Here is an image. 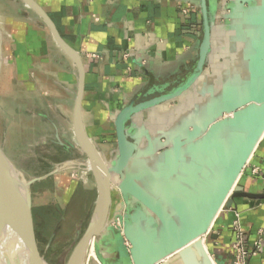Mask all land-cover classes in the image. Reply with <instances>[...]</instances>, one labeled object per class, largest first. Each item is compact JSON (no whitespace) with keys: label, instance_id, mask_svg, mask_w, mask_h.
Masks as SVG:
<instances>
[{"label":"water","instance_id":"1","mask_svg":"<svg viewBox=\"0 0 264 264\" xmlns=\"http://www.w3.org/2000/svg\"><path fill=\"white\" fill-rule=\"evenodd\" d=\"M22 1L36 12L78 73L73 127L79 151L92 172L96 199L84 232L80 237L76 232L77 241L65 264H83L89 244L110 226L114 190L137 205L131 214H122L117 231L131 264H167L172 258L180 264H213L205 241L220 211L230 209L237 198L264 200V193H247L238 185L264 135V0H232L217 29L207 0H199L202 40L196 73L172 92L129 104L115 115V156L109 162L82 123L84 70L79 55L34 0ZM1 64L0 46V68ZM183 95L169 115L157 116V126L136 121L140 113ZM63 165L53 173L61 172ZM13 171L0 148V218L19 231L26 264H48L38 249L30 196V186L41 178L21 184L25 207L23 212L13 211L4 202ZM2 240L0 228V247Z\"/></svg>","mask_w":264,"mask_h":264},{"label":"crops","instance_id":"2","mask_svg":"<svg viewBox=\"0 0 264 264\" xmlns=\"http://www.w3.org/2000/svg\"><path fill=\"white\" fill-rule=\"evenodd\" d=\"M34 1L81 59L84 70L82 123L103 160L109 162L115 156V115L129 104L136 105L172 92L196 73L198 47L202 40L199 0ZM231 1L207 0L215 29L221 26L223 21L220 16L229 12ZM15 24L17 27H10L8 34L20 37L14 45L21 51L19 58L27 62L38 53L42 58L41 76L45 75L46 81L59 90V108L55 107L59 110V118L55 117L56 124L52 126H58L55 129L59 132L60 153H67V158L61 162H74L72 160L78 158V152L80 154L73 127L78 90L75 65L52 39L43 44L42 50L40 47L37 50V43L30 47L32 34L23 31V25L18 27ZM216 32L213 31L214 37L218 34ZM213 47H217L215 42ZM52 50L55 53L53 56ZM12 53V50L4 53L10 63L13 62ZM205 69L208 72L209 65ZM11 79L17 80L14 77ZM184 98L183 95L146 110L140 113L136 121L146 126H157V116L169 115ZM47 109L52 111L50 115L55 116L53 107L48 104ZM263 160L264 135L238 180V185L245 192L264 193V173L258 176L252 174V169L263 166ZM89 176L92 177L91 174ZM64 177L59 175L60 180ZM61 181L60 186L63 184ZM66 183L62 188L68 189ZM85 184L90 185V181ZM136 207L131 199L113 191L108 217L110 226L92 241L96 258L101 264H131L117 232L119 230L113 228L112 223L117 219L116 224L121 226L122 214H131ZM235 222L240 227L247 250L254 251L255 245L261 244V250L249 257L247 264H264V200L243 198L234 199L230 209L224 207L220 211L206 238L205 249L213 264H232ZM88 255L95 256L93 251H88ZM167 264L180 263L172 258Z\"/></svg>","mask_w":264,"mask_h":264},{"label":"rangeland","instance_id":"3","mask_svg":"<svg viewBox=\"0 0 264 264\" xmlns=\"http://www.w3.org/2000/svg\"><path fill=\"white\" fill-rule=\"evenodd\" d=\"M14 22L18 27L23 25V31L32 34L33 40L29 42L32 48L37 43V50L39 47L42 50L43 44L52 39L36 12L22 0H0V148L21 184L41 178L30 186L38 249L48 264H65L77 241L76 232H79V237L82 235L92 215L96 199L94 180L89 176L88 185L85 184L87 181L84 183L80 179V171L86 170L83 165L72 167L64 163L63 171L53 173L67 158V153H60L58 126H52L56 124L55 117L59 118V110L56 109L59 108V90L46 81L45 75L41 76L42 58L38 53L27 62L19 58L21 51L14 45L20 37L8 34L10 27H17ZM7 50L13 52L12 63L4 55ZM54 54L52 50L51 56ZM48 104L56 111L55 116L50 115L52 111L47 109ZM109 149L110 146L107 151ZM69 152L68 155H71ZM84 159L78 152V158L72 161L80 163ZM59 175L65 176L61 178V186ZM65 182L68 189L62 188ZM112 227L121 229L120 224L116 223H112ZM91 243L87 249L93 251L95 256L88 255L87 251L84 263L101 264Z\"/></svg>","mask_w":264,"mask_h":264},{"label":"bare ground","instance_id":"4","mask_svg":"<svg viewBox=\"0 0 264 264\" xmlns=\"http://www.w3.org/2000/svg\"><path fill=\"white\" fill-rule=\"evenodd\" d=\"M73 165L75 167H80L83 165L86 168V171H82L81 179L84 181V183L88 181V176L89 174L92 175V172L87 160L81 161L80 163L74 162L71 166ZM95 172L99 177L100 173L98 171ZM21 189L22 185L17 175L13 171L11 186L4 195V202H6V204L10 206L13 211L20 210L23 212L24 210L25 201L21 195ZM12 217L15 218L16 216L13 215ZM0 228L2 229L3 234V240L0 247V264H26L25 247L23 245L22 237L20 236L19 231L14 232L13 229L8 225V222L5 220V218H0ZM91 244L92 243H90L89 246ZM83 264L85 263L83 262Z\"/></svg>","mask_w":264,"mask_h":264},{"label":"built area","instance_id":"5","mask_svg":"<svg viewBox=\"0 0 264 264\" xmlns=\"http://www.w3.org/2000/svg\"><path fill=\"white\" fill-rule=\"evenodd\" d=\"M262 173H264V160H263V166L261 168L252 169V174L255 176H258ZM234 232H235V238L232 244V250H233L232 264H247L248 258L254 256L257 252L261 250V244L257 243L255 245L254 251H249L244 246L242 232L240 230L239 225L236 222L234 223Z\"/></svg>","mask_w":264,"mask_h":264}]
</instances>
